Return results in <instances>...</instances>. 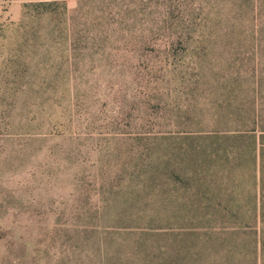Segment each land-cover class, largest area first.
<instances>
[{"label":"rangeland","instance_id":"rangeland-1","mask_svg":"<svg viewBox=\"0 0 264 264\" xmlns=\"http://www.w3.org/2000/svg\"><path fill=\"white\" fill-rule=\"evenodd\" d=\"M0 264H264V0H0Z\"/></svg>","mask_w":264,"mask_h":264},{"label":"trees","instance_id":"trees-1","mask_svg":"<svg viewBox=\"0 0 264 264\" xmlns=\"http://www.w3.org/2000/svg\"><path fill=\"white\" fill-rule=\"evenodd\" d=\"M246 138H248L249 140H253L254 139V135H244ZM260 152V151H259ZM258 158L260 157V154L257 155Z\"/></svg>","mask_w":264,"mask_h":264}]
</instances>
